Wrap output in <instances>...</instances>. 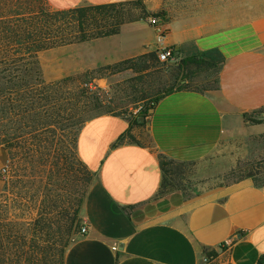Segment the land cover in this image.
Segmentation results:
<instances>
[{
    "label": "crops",
    "instance_id": "1",
    "mask_svg": "<svg viewBox=\"0 0 264 264\" xmlns=\"http://www.w3.org/2000/svg\"><path fill=\"white\" fill-rule=\"evenodd\" d=\"M47 1L62 10L136 0ZM141 2L149 17L84 42L92 67L165 46L179 62L212 49L224 61L210 86L174 90L149 110L142 126L110 114L84 123L76 156L94 175L80 215L86 233L73 236L63 264H258L264 256V183L241 181L191 197L162 194L159 158L197 161L232 137L264 133V0ZM157 13L166 30L161 46L148 23ZM127 132L133 141L114 147ZM7 160L0 149V166ZM233 236L232 248L223 250ZM206 255L213 261L205 262Z\"/></svg>",
    "mask_w": 264,
    "mask_h": 264
},
{
    "label": "rangeland",
    "instance_id": "2",
    "mask_svg": "<svg viewBox=\"0 0 264 264\" xmlns=\"http://www.w3.org/2000/svg\"><path fill=\"white\" fill-rule=\"evenodd\" d=\"M46 5L54 10L47 0ZM117 9L126 23L134 22L141 14V7L132 2L122 3ZM88 54L85 43L39 54L45 83L73 79L62 84L59 92L65 98L60 106L66 111L52 115L42 110L43 119L25 129L31 132L21 133L11 141L8 151L3 149L8 160L5 176L0 173V228L9 230L12 264L17 261L21 238L26 244L21 264H59L60 250L74 236L72 217L79 200L85 201L94 179L82 170L76 156L77 137L86 122L79 125L80 120L105 114L132 119L165 89L181 84L210 86L215 75L212 69L194 67L178 73L179 61L161 63L157 58L148 62L141 74L126 70L94 80L89 84L91 92L81 97L76 92L86 85L80 75L98 68L91 66ZM137 97L143 100L137 101ZM176 169L174 189L167 193L179 192L183 197L241 181L255 182L264 176V133L232 137L201 160L185 162Z\"/></svg>",
    "mask_w": 264,
    "mask_h": 264
},
{
    "label": "trees",
    "instance_id": "3",
    "mask_svg": "<svg viewBox=\"0 0 264 264\" xmlns=\"http://www.w3.org/2000/svg\"><path fill=\"white\" fill-rule=\"evenodd\" d=\"M132 3L141 7L140 16L132 21L149 17L144 5L139 0ZM121 5L122 3L87 5L52 11L46 5V0H0V148L8 151L12 147L11 141L21 136V133H30L31 131L26 132L25 129L33 127L43 119L42 110H48L52 115L66 111L61 108L62 105L60 106L62 99L65 98L59 92H61L62 84L73 79L68 77L60 82L45 83L39 63V54L54 48L118 34L122 25L126 23L121 18V12L117 9ZM152 16L161 17L159 13ZM155 61H157L156 52H149L132 59L86 71L80 75V78L85 79L86 86L80 88L76 95L81 97L88 95L91 92L89 84L94 80L126 70L141 74L146 70L148 62ZM223 61L220 52L217 49H212L180 60L177 72L183 73L186 69L194 67L197 70L212 69L215 74ZM182 81L185 82V78ZM188 87L181 84L176 88L165 89L154 96L140 113L132 118V125L142 126L149 110L153 109L158 101L174 90ZM76 95L74 94L72 98ZM136 100L143 99L137 97ZM261 111L264 112V108ZM114 116L131 120L129 116ZM90 119L80 120L79 125ZM244 119L252 123H259L246 115H244ZM125 139L133 141L127 132L120 136L113 146L120 145ZM78 164L88 176L94 178V175L79 160ZM180 165L183 163L164 157L159 158V168L162 173L160 193L164 194L168 190L174 189L173 177L176 175L177 166ZM255 182L264 183V176ZM83 202L84 200L81 198L72 217L71 227L73 226L75 229L74 235L79 232L81 226L79 215ZM20 241L21 245H18L15 256L19 255L13 264H21L22 248L26 244L24 238H21ZM9 244V230L2 227L0 228V264H12L9 262ZM69 244L70 242L63 245L60 250L59 264H63L64 252ZM32 247H34V242H32ZM262 263H264V256L258 261V264Z\"/></svg>",
    "mask_w": 264,
    "mask_h": 264
},
{
    "label": "built area",
    "instance_id": "4",
    "mask_svg": "<svg viewBox=\"0 0 264 264\" xmlns=\"http://www.w3.org/2000/svg\"><path fill=\"white\" fill-rule=\"evenodd\" d=\"M148 23L153 27L154 29V35H155V39H156V43L158 45H162L163 43V39L165 37V34H166V30L163 26V23L160 22L157 18L155 17H151L148 19ZM158 54H157V58H158V61L161 62V63H166V62H169V61H173L175 62L176 61V58H175V54H174V50L171 48V47H162L160 49H158ZM0 173L2 176H5L6 174V169L5 167H3L1 170H0ZM79 234H85L86 233V228L85 226H80L79 228ZM235 242V237H230V238H227L226 240H224V242L221 244V248L223 250H226V251H229L233 244ZM213 257L212 256H205L204 257V261L205 262H211L213 261Z\"/></svg>",
    "mask_w": 264,
    "mask_h": 264
}]
</instances>
